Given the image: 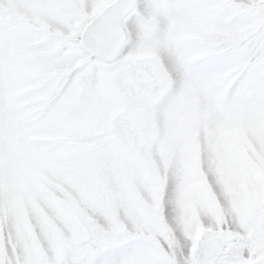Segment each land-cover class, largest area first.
Returning a JSON list of instances; mask_svg holds the SVG:
<instances>
[{"label":"snow or ice","instance_id":"snow-or-ice-1","mask_svg":"<svg viewBox=\"0 0 264 264\" xmlns=\"http://www.w3.org/2000/svg\"><path fill=\"white\" fill-rule=\"evenodd\" d=\"M0 264H264V0H0Z\"/></svg>","mask_w":264,"mask_h":264}]
</instances>
